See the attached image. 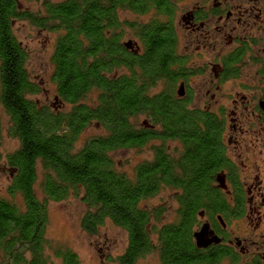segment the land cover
I'll return each instance as SVG.
<instances>
[{"label": "trees", "instance_id": "16d2710c", "mask_svg": "<svg viewBox=\"0 0 264 264\" xmlns=\"http://www.w3.org/2000/svg\"><path fill=\"white\" fill-rule=\"evenodd\" d=\"M175 12L171 0H45L38 12L0 0V138L4 131L19 143L4 158L10 183L0 196V264H81L45 235L49 203L71 195L86 206L80 220L86 234L96 236L105 220L127 234L114 264H136L152 252L160 264L216 263L192 238L196 211L211 198L214 136L167 99L178 77ZM123 13L137 20H120ZM22 21L59 35L50 57L56 95L47 106L32 99L41 86L31 80L27 52L13 34V24ZM127 28L140 44L136 55L123 46ZM91 125L104 133L79 146ZM151 142L152 158L133 177L116 169L113 153L144 150ZM161 190H172L177 204L166 223H160L166 207L142 204Z\"/></svg>", "mask_w": 264, "mask_h": 264}, {"label": "flooded vegetation", "instance_id": "af4514ba", "mask_svg": "<svg viewBox=\"0 0 264 264\" xmlns=\"http://www.w3.org/2000/svg\"><path fill=\"white\" fill-rule=\"evenodd\" d=\"M177 12L167 99L211 128L216 148L211 198L193 229L211 243L196 248L214 264H264V0H188Z\"/></svg>", "mask_w": 264, "mask_h": 264}, {"label": "rangeland", "instance_id": "374dc122", "mask_svg": "<svg viewBox=\"0 0 264 264\" xmlns=\"http://www.w3.org/2000/svg\"><path fill=\"white\" fill-rule=\"evenodd\" d=\"M19 7L29 10L31 12H38L42 10V3L45 0L28 2L26 0H17ZM51 3L63 2L65 0H48ZM177 13H183L186 8L188 0H173ZM143 22L151 19V16H143ZM120 20H137L136 18L127 16L126 13L121 14ZM142 21V20H141ZM13 34L21 43L22 48H25L27 52V70L30 73L31 80L41 86V91L37 96L32 97L33 100H38L41 105H49L54 102L55 86L51 82L52 77V64L51 55L55 49V42L59 35L54 33H48L44 30H39L35 26L33 27L28 22H15L13 24ZM129 28L126 29V37L122 42L133 39ZM183 34V32H182ZM134 40V39H133ZM182 48L180 47V54H182ZM185 51V50H184ZM186 54V53H185ZM160 87V85H159ZM160 91L158 87L152 90L151 94ZM5 123L6 120L3 113H1ZM142 121V120H141ZM104 133L103 129L96 128L93 125L88 127L86 132L80 138L79 146L83 144L87 137L93 135H100ZM155 143H149L145 146L144 150H128L122 149L112 154V159L116 164V169L119 172L125 171L127 175L133 177L134 168L143 163L146 160L152 158L151 147ZM171 145V144H170ZM19 143L16 140L9 138L6 132L0 138V196H7V186L10 183L7 167L4 165V158L7 154L12 153L17 149ZM43 168L41 166L37 169V183L35 189H37V196L40 199V183L43 181ZM17 204H22V200L19 196L14 200ZM146 208H158L164 206L167 208V212L160 223H166L172 221L174 218V211L177 208L175 196L171 190H161L157 195L147 198L142 203ZM86 206L76 199L73 195L69 196L63 202H51L48 205V221L45 235L53 245L70 248L78 258H80L81 264H114L116 256L121 255L127 244V234L109 220H105L99 228L96 236H89L82 228L80 220L82 216L87 212ZM158 223V224H160ZM54 264H61L59 261H55ZM136 264H160L159 257L156 253H150L144 257L138 259Z\"/></svg>", "mask_w": 264, "mask_h": 264}, {"label": "water", "instance_id": "95a60500", "mask_svg": "<svg viewBox=\"0 0 264 264\" xmlns=\"http://www.w3.org/2000/svg\"><path fill=\"white\" fill-rule=\"evenodd\" d=\"M123 44H124L123 46L126 48V50L132 49V45H133L132 40L124 42ZM206 235H207V230L204 227H201L200 231L196 232L193 235L196 247L207 248L209 246V244L211 243L210 242L211 240H207ZM214 241L218 242L217 240H214Z\"/></svg>", "mask_w": 264, "mask_h": 264}]
</instances>
